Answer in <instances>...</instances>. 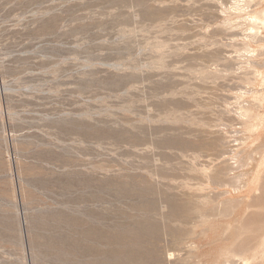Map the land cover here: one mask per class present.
I'll list each match as a JSON object with an SVG mask.
<instances>
[{"label": "rangeland", "instance_id": "rangeland-1", "mask_svg": "<svg viewBox=\"0 0 264 264\" xmlns=\"http://www.w3.org/2000/svg\"><path fill=\"white\" fill-rule=\"evenodd\" d=\"M0 264H264V0H0Z\"/></svg>", "mask_w": 264, "mask_h": 264}]
</instances>
